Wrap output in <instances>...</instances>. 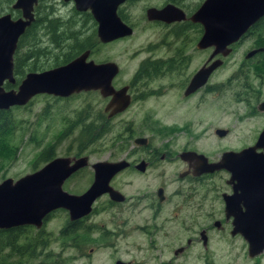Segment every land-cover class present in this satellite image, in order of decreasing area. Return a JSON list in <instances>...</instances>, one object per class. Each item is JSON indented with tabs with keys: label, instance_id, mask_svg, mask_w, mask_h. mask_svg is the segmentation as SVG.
Instances as JSON below:
<instances>
[{
	"label": "rangeland",
	"instance_id": "rangeland-1",
	"mask_svg": "<svg viewBox=\"0 0 264 264\" xmlns=\"http://www.w3.org/2000/svg\"><path fill=\"white\" fill-rule=\"evenodd\" d=\"M160 1L125 0L120 8L125 19L133 25V32L128 37L107 43L97 40L95 31L92 32L95 26L92 27L89 18L73 13L70 3L61 0H41L40 3L44 14L52 13V16H60L62 19L77 20L76 29L80 28V19H83L82 34H93L88 59L114 62L120 68L116 82L121 84L125 80V73L130 75L142 58L165 54L166 49L154 50L158 45L157 40L165 34L163 28L146 25L140 19L143 7L156 5ZM200 1L184 0L185 12L190 14ZM1 6L5 7L4 4L0 8ZM38 32L40 35L37 36V46L46 52H52L53 40L47 37L44 29L40 30L39 27ZM186 32L185 83L211 51V48L196 49L199 34L193 30ZM252 34L254 33L244 36L232 48L222 65L212 72L206 85L197 93L184 99L182 90L179 89V79L184 73L167 76L160 81L163 84L161 96L147 98L134 104L125 113L111 118L103 139L95 138L84 150H79L84 145L78 147L75 137L77 127L73 126L75 129L65 136H59V133L66 125L75 121L74 114H70L72 109L84 108L87 103L101 108L103 99L100 96L86 92L65 100H56L47 95H37L25 106L11 107L8 114L12 127L0 140V180L6 177L15 180L38 169L44 162L36 160V156L51 144L53 157L74 156L78 151V155L87 154L89 162L115 160L120 157V141L126 132L123 129L130 123L135 134L147 136L155 146H166L169 143L175 148L185 146V149L196 150L210 159L218 158L223 150L238 149L254 142L264 128V113L255 109L256 103L264 99V83L251 75L243 63V56L251 47ZM56 39L59 40L58 37ZM46 57H49L48 53ZM41 63L45 64L44 61ZM221 128L226 129L227 134L218 137L214 130ZM166 138L169 139L165 140ZM163 166L167 175L173 172L170 166ZM150 174L151 172L140 178L132 175L133 182L130 186L124 185V193H133L138 185L146 188L145 184L148 183L150 186L153 182L149 179ZM224 177L221 174L207 180L185 181L190 192L185 232L173 223V228L168 227V234L143 228L144 231L148 230L145 235L128 225H119L122 213L117 212V208L112 210L116 213L112 220L119 231L112 235L110 232L104 233L106 229L113 227L112 221L110 225L109 217L104 214L94 215L63 228L67 214L62 209H55L47 215L40 228L26 226L22 230L25 233L17 239L19 243L34 237L35 242L42 246H29L20 252L1 248L0 264H112L114 259L129 261L128 264H160V260L168 258L173 259V264H183L184 256L174 257L172 249L177 244H184L186 237H197V232L202 227L210 228L206 248L201 247L200 241L193 242L185 252V264H264V249L261 253L248 257L246 242L237 234L230 236L229 225L222 231L211 225L215 218H211L210 214L222 207L219 192L224 189ZM124 178L128 177L116 176L112 182L114 187L121 188L122 191L121 180ZM88 183L89 176L85 170L64 182L62 189L78 194L86 189ZM176 184L172 182L168 190ZM215 217L221 219V211ZM104 222L105 228L101 226Z\"/></svg>",
	"mask_w": 264,
	"mask_h": 264
},
{
	"label": "water",
	"instance_id": "water-1",
	"mask_svg": "<svg viewBox=\"0 0 264 264\" xmlns=\"http://www.w3.org/2000/svg\"><path fill=\"white\" fill-rule=\"evenodd\" d=\"M36 1L14 0L11 8L18 9L21 13L16 19H12L9 13L0 14V110L24 105L31 96L38 93L66 96L81 90H98L101 96L109 93L113 96L108 104L112 108L110 115L119 111L127 99L121 95L122 89L113 91L110 85V79L117 71L116 64L86 60L87 50L63 65L25 73L16 89L3 87L4 83L14 82L12 55L18 36L33 19L31 10ZM122 1L73 0L76 10L90 11L97 24L96 36L101 42L131 33V28L115 12ZM146 15L149 19L166 22L184 19L183 12L171 4L161 9L149 8ZM263 15L264 0H201L190 14L185 13V20L200 26L201 33L195 48L202 50L211 47L210 59L216 54L227 55L229 45L238 41ZM219 64L220 60L215 59L197 68L185 86V95L202 86ZM257 109L264 110V101L257 105ZM214 133L223 136L225 130L215 129ZM262 141L264 128L253 146L238 152L224 151L216 162L208 163L203 154L194 151H185L184 156L192 167L193 174L219 169L229 172L228 183L231 184L232 193L222 195L225 216H231L229 235L237 234L242 237L246 242L248 257H253L264 249V154L255 151L256 148L263 147L260 143ZM86 164V156L54 157L38 169L15 180L10 177L0 180V228L20 225L39 228L43 218L57 208L65 209L68 219L75 220L87 214L91 202L103 192H107L112 199L120 200L121 194L108 185V180L125 165L122 160L93 163V181L79 194L62 189L63 180ZM201 234L202 230L200 236L203 240ZM202 243L204 245V240Z\"/></svg>",
	"mask_w": 264,
	"mask_h": 264
},
{
	"label": "flooded vegetation",
	"instance_id": "flooded-vegetation-1",
	"mask_svg": "<svg viewBox=\"0 0 264 264\" xmlns=\"http://www.w3.org/2000/svg\"><path fill=\"white\" fill-rule=\"evenodd\" d=\"M13 1L14 0H12L11 4L13 3ZM40 1L41 0H37L36 3L32 5L31 14H32L33 19L24 28L21 34L26 33L28 35L27 43L29 42L30 38H33V41H36L34 37L37 38V36L40 35L38 32L39 27H40V30L44 29L46 35L48 34L47 37L53 40L52 44H53L54 50L53 51L50 50L52 52H49V51L46 52L44 49H42L43 51H40L38 53L37 60L40 63L44 61V63L46 64L45 67L38 69V70L35 69L32 71H26L25 73L35 72V71L36 72L44 71V70H48V69L63 65L69 62L70 60L76 58L77 56H79L85 50L88 51V56H89V52H90L89 49H84L82 51H79L77 54H74L75 51H74L73 45L75 42L78 43L79 42L78 40L82 41V40H86L87 38L88 39L87 43L89 42L88 44L90 45V41L92 40L91 38V36L93 35L92 33L87 34V35L82 34L83 33L82 29L84 28L82 27L84 26L83 19L82 20L80 19V24H79L80 28L76 29L77 20H73L72 18L62 19V17L60 16H52V13L44 14L42 12L43 7L41 6ZM61 1L70 3L72 5L71 9L73 13L82 14L84 17L89 18V20L91 21L92 27L93 25L95 26V29L93 27L92 32L94 33L95 31V36H96V25L97 24L95 20L93 19L90 11L88 9L83 10V11L76 10L73 0H61ZM124 2L125 0H123L122 3H120L116 7L115 12L118 18L123 23H125L131 28V33L127 36H123L117 39L128 37L133 32V25L129 23L127 19H125V15L122 13L121 8H120ZM11 4L9 7V10L0 12V14L9 13L12 19H16L20 17L21 13H20V10L18 9H12ZM167 4H171L179 8L184 14V19L178 20V21L166 22V21L159 20V19L147 18L146 12L149 8L161 9ZM185 13L186 12H185L184 0H161L160 3L156 5H149V6H145L142 8L141 15H140V19L142 20V22L152 27L153 26L161 27L163 28V31L165 33L164 35L161 36L160 40H157L158 45L154 48V50H158V48H163V49H166V51H165V54L163 55H155V56L148 55L142 58L138 62L134 70L130 73V75L128 73H125V77H124L125 80L121 84H118L116 82L117 75L120 72L119 66L116 65L117 71L111 77L110 85L113 91H118L122 89L123 91L121 95L127 99L126 104L119 111H116L110 115V111L112 108L108 104L112 100L113 96L110 93L106 96H101L98 90H86V91L81 90L79 92H74L66 96H58V95L47 94V93H38V94L31 96L29 100L24 105H21V106H25L28 102L31 101L33 97L37 95H47V96L53 97L56 100H65L73 95H76L79 93H86V92H90L92 94H96L100 96L103 99V105L101 108H96L93 104L87 103L84 108L72 109L70 111V114H74L73 120L75 121L70 122V124L66 125L65 128H63L59 133V136H62V135L65 136L75 129L73 128V126L77 127V130H75L76 131L75 137L78 140V147H79V144H80L79 138H81L82 136H78V134L80 132L82 124H89V127H88L89 130H88V136H87L88 138L86 140V143L84 144V147H82V149L79 148V150H84L89 144H91L94 141L95 138H98V140L103 139L108 129V122L110 121L111 118L125 113L134 104H138L141 101L146 100L147 98L161 96L163 94L162 92L163 84L160 83V81L166 78L167 76L173 73L177 75L184 73L183 77L179 79V82H180L179 89L182 90V97L184 99L185 97L192 96L193 94L197 93L199 90H201L206 85L207 80L209 79L212 72L216 70L217 67L222 65L223 59L227 57L228 54L231 53L232 48L236 46L244 36L247 35L246 33L253 25L249 27V29L245 32L243 36H241L238 39V41L229 45L230 51L225 56L216 54L210 59H208L212 52V48L208 47V48H211V51L201 65L208 64L209 62L215 59H219L220 64L210 73L206 82L202 86H200L193 92L185 95V86L187 85L191 75L193 74L192 73L189 76V78L187 79L185 83V70H184L185 69ZM45 19H46V22L43 21L41 24L39 23L40 20H45ZM47 20H51V21L48 23ZM252 32L253 31H251V33ZM250 34H248L247 36H250ZM57 37L59 38V40L56 39ZM251 37L253 38L251 40L252 41L251 47L244 54L243 57L245 61L243 63L245 64V66H247L248 71L251 72L250 73L251 75L255 76L256 79L264 83V42L262 44H259L258 39L261 38V36L257 34H252ZM55 39L57 41H55ZM91 43H93V41ZM57 49H59V51H57ZM14 52H15V49H14ZM25 53H27L28 56L31 55L30 52L26 51ZM47 53L49 57H46ZM88 56L86 60H91V59H88ZM41 58H45V59L41 60ZM32 60H33L32 57H30L26 59L25 62L28 63ZM93 62L94 63H105V62H111V61H100V62L93 61ZM12 73H13V63H12ZM25 73H23V76ZM13 77H14L13 83L3 84L4 88H5V85L7 84L10 85L9 88H5V89H16L22 77L19 78L18 80H16V77L14 75ZM262 101H264V99L259 100L256 103L255 109L258 112L264 113V110L257 109V105L260 104ZM11 107H14V106H11ZM131 125L132 123L127 124V126L123 129L126 132H124V135L121 138L122 140L120 141L121 142L119 146L120 147L119 148L120 157L115 160L103 159V160H96V161L89 162V156L87 154L78 155L79 154L78 151L76 152V155L74 156H56V157H69V158H77L80 156L87 157V164L85 166L77 168L75 171L70 173L63 180L62 185L64 182H66L70 178L78 175L82 171L87 170V175L89 176V183L87 187H89L94 177L93 168H92L93 163L98 162V161L112 162V161H118V160H122L125 162V165L120 170H118L116 173H114L108 180V185L112 189L118 191L119 194H121V199L120 200L112 199L110 198L107 192H103L100 195L96 196L94 200L91 202L88 213L75 220L68 219V213L65 209L57 208V209H62L66 212L67 214L66 223H69V226H72L73 224L83 221L84 219H89L90 217L94 215L104 214V215H107V217H109L108 218L109 224L111 225V221H112V225H113V227H109L108 229H106L104 233L106 234V232H110L111 233L110 235H112L114 233H117V231H119V227L117 226V224H114L112 220L113 218H115V215H116V213L112 212V210H115L114 208H117L119 210H116V211L123 214V215L121 214V217H119V225H124V226L128 225V227H132L134 228V230L137 229L139 232L145 235H147L145 232H147L148 230L144 231L143 228L153 229L155 231L161 232L162 234L164 233L168 234L169 233L168 227L172 226L173 228V223L176 224L182 232H185V229L187 228V225L185 224V217H186V212L189 206V196H190L189 187L188 185H185V181L186 180H189V181L190 180H203V179L207 180L208 178H212L214 176L219 177V175L224 174L225 175V177L223 178L224 189L219 192V199H220V204L222 205V207L219 211H214L213 213H211L210 216L211 218L213 217L215 218L211 222V225L213 228L222 231L226 229V225H229L227 227H229V230H230L231 216H228L227 218L225 216L224 203H223V197H222V195H229L232 193L231 184L230 182L228 183L229 176H230L229 172L225 169H219V170H215L212 172H203L199 174H193L191 172L192 167H190L189 163L184 159L185 151H194L196 153H201V152H198L193 149H187V148L185 149V146H181L180 148H175L171 145V143L167 144L166 146L165 145H161L160 147L155 146L153 145L152 140L148 138L147 136L135 134L131 130ZM223 130H225L224 135L227 134V130L226 129H223ZM164 133L168 134V132H164ZM215 135L218 136L217 134ZM218 137H222V136H218ZM169 138H166L165 140ZM256 139L254 140V142H251L250 144L242 146L241 148L233 149V150H223L220 152L218 158L216 159H210L207 156H205L203 153L201 154H203L207 158L208 163L216 162L220 159V155L222 152L224 151L238 152L241 149H244L249 146H253L256 142ZM260 143L263 144V147L260 146L256 148L255 151L262 152L264 154V141ZM89 151H91V149H89ZM163 165L170 166V170H172L173 172L172 173L169 172V175H167V173L165 172L166 169ZM150 172L151 174H150L149 179L153 181L150 186L148 183L145 184L146 188H142L140 185H138L135 187L136 189L133 190V193L131 194L124 193V191L126 192V190L123 189L124 185L130 186L133 182L131 178L132 175L137 178H140ZM122 175L125 177L127 176L128 178L127 179L124 178V180H121L122 189H123L121 191L120 190L121 188L117 189L116 187H114L112 182L116 176H122ZM169 176L171 177L170 179L167 178ZM172 182H175L177 184L174 188H172L171 190H168V186ZM220 211L222 214L221 219H219L218 217H215L216 214L220 215ZM47 215L43 218V221L46 219ZM136 218L138 219V221H135ZM130 221H131V224H130ZM104 224L106 223L105 222L102 223L101 226L105 228ZM201 230H202L201 235L204 240V245L202 243L203 240L201 239V236H200ZM229 230H228V233H229ZM209 231H210L209 227H202L198 230L197 237H186L184 239V244H177L174 246V248L172 249L173 256L176 257V256L183 255L184 256L183 264H185V252L187 248L193 242L195 243V241L197 242L200 241L201 247L205 249L209 241V236H210ZM170 232H173V231H170ZM59 233L62 235L61 232ZM172 261L173 259L168 258V259L160 260V264H173ZM112 262H113L112 264H128L129 263V261L124 262L119 259H114Z\"/></svg>",
	"mask_w": 264,
	"mask_h": 264
},
{
	"label": "trees",
	"instance_id": "trees-1",
	"mask_svg": "<svg viewBox=\"0 0 264 264\" xmlns=\"http://www.w3.org/2000/svg\"><path fill=\"white\" fill-rule=\"evenodd\" d=\"M12 0H0V5H5V7L0 8V12L9 10L10 4ZM198 6V5H197ZM196 6V7H197ZM195 7V8H196ZM194 8V9H195ZM43 21L46 22L45 20H40L39 23L41 24ZM51 20H47L49 23ZM193 30L194 32H197V34L200 35L201 33V28L198 24L192 23L188 20H185V35L187 34L186 31ZM251 31L252 33L257 34L261 36V38L258 39L259 44H262L264 42V15L260 17L254 24L253 26L248 30L246 34H250ZM37 36V35H36ZM36 41H33V38H30L29 42L27 43L28 35L26 33L21 34L17 40L16 43V48L15 52L13 53L12 57V63H13V75L16 77V80L21 78L23 76V73L26 71H32L35 69H41L45 67V64L40 63L37 60L38 53L40 51H43L40 49V47L37 46V38L34 37ZM78 43H74V54H77L79 51H82L84 49H89L93 45L90 41V45L87 43L88 39L86 40H78ZM30 52L31 55L28 56L27 53L25 52ZM32 57V61L26 63L25 60ZM70 58V57H69ZM56 60V59H55ZM10 85H5V88H9ZM11 121L9 118L8 110H0V140L3 139L10 130ZM89 124H82V127L80 129V132L78 136H82L79 138V147H82L87 140L88 136V130H89ZM53 146L52 145H47L45 148H43L41 151H39L38 155L36 156V160L46 162L53 158ZM69 223H66L63 228L67 227ZM26 226L29 225H20V226H15L7 229H1L0 228V249H8L10 252H20V250H23L24 248L27 249L29 246L32 248V246H39L41 247L42 245L36 241V238L32 237L30 239L24 240L22 242L17 241V239L24 234L25 232H22L26 228ZM63 231V230H62ZM62 231H60L62 233ZM25 237V235H24ZM35 242V243H34Z\"/></svg>",
	"mask_w": 264,
	"mask_h": 264
}]
</instances>
